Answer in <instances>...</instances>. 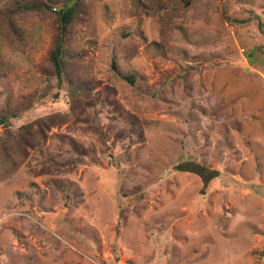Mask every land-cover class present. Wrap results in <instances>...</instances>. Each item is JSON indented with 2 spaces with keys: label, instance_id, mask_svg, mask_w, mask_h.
<instances>
[{
  "label": "rangeland",
  "instance_id": "1",
  "mask_svg": "<svg viewBox=\"0 0 264 264\" xmlns=\"http://www.w3.org/2000/svg\"><path fill=\"white\" fill-rule=\"evenodd\" d=\"M186 1L81 0L74 111L48 60L53 15L13 17L10 37L0 3V111L20 113L8 128L65 116L0 148V264H256L264 0Z\"/></svg>",
  "mask_w": 264,
  "mask_h": 264
},
{
  "label": "trees",
  "instance_id": "2",
  "mask_svg": "<svg viewBox=\"0 0 264 264\" xmlns=\"http://www.w3.org/2000/svg\"><path fill=\"white\" fill-rule=\"evenodd\" d=\"M80 1L81 0H0V3L4 4L5 7L3 16L7 23L6 29L8 34L12 35L10 37H18L17 33L15 34L14 32L15 24L13 23V17L27 13L53 15L54 35L48 60L53 70L52 75L56 79L57 84L60 87L65 86L68 91L72 111L79 107L83 94L87 89L86 84L88 83L75 74L71 62L75 55L70 53L68 45V39L73 24L81 17L82 10ZM190 1L191 0L186 1L185 4L188 6ZM56 7H58V9H56ZM111 67L124 82L128 83L130 86L135 85L134 75L132 73L121 72L115 60L112 61ZM6 103L8 104L9 102ZM19 115V112H13L9 108L0 111V126H2L3 129V134L0 136V148H2L3 152H6V148L10 147H12L15 152L20 150L17 147L21 142L26 141L27 136L31 135L34 125L40 127L47 120L65 117L61 114L53 115V117L49 116L33 123L23 125L16 131L9 129L8 127H10L12 123L11 120L18 118ZM96 131H98V129ZM98 133L102 136V139L105 137L101 130ZM64 145L71 149L70 152L73 154L71 158H69L71 162L81 163L84 161L87 152L81 148V146H77L70 138H66ZM190 165V163L183 162L176 165L175 169L181 172H190Z\"/></svg>",
  "mask_w": 264,
  "mask_h": 264
},
{
  "label": "built area",
  "instance_id": "3",
  "mask_svg": "<svg viewBox=\"0 0 264 264\" xmlns=\"http://www.w3.org/2000/svg\"><path fill=\"white\" fill-rule=\"evenodd\" d=\"M256 264H264V250L258 255Z\"/></svg>",
  "mask_w": 264,
  "mask_h": 264
}]
</instances>
